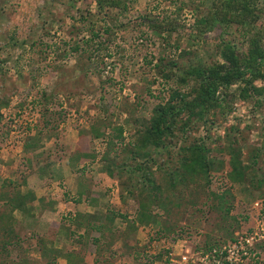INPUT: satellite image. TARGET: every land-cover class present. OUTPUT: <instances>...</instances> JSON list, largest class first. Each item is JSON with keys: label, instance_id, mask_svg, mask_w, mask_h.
<instances>
[{"label": "rangeland", "instance_id": "obj_1", "mask_svg": "<svg viewBox=\"0 0 264 264\" xmlns=\"http://www.w3.org/2000/svg\"><path fill=\"white\" fill-rule=\"evenodd\" d=\"M214 1L128 0L127 11L98 12L94 0H0V108L8 103L1 109L0 190L5 182L20 183L21 171L27 166L23 159L29 156L34 163L28 166L32 170L46 168L44 178L51 179L62 195L68 192L74 203L80 189H88L84 203L87 205L76 212L99 210L105 214L110 208L118 216L113 227L121 233L106 232L101 237L98 232H91L86 235L88 241L100 238L92 243L85 241L86 236L81 238L84 234L77 228L74 235L72 228L60 229L55 246L79 254L83 262L78 264H166L168 260L173 264H218L203 254L206 244L228 241L231 235L237 242L224 244L221 249V253H228L231 264H264V197L248 185L258 174L264 179V94L257 99L259 105L237 101L230 114L216 111L208 123L193 122L188 133L180 134V141L170 145V154L153 155L157 161L152 166L153 172L158 184L164 186L165 177L158 166L166 161L170 168L184 142L204 144L216 170L210 173V182L199 180L190 186L179 185L176 193L167 189L157 194L159 204L148 208L156 215L155 222L139 226L127 238L123 235L127 226L124 217H137L141 199L147 206L152 202L141 195L139 186L135 188V197L129 195L127 188L131 189V185H127V176L120 183L117 170L113 169L115 177L107 173L113 161L132 164L128 151L134 146L129 148L130 144H136L137 131L152 117L155 106L179 87L176 80L166 79L160 74L161 69L155 67L158 63L163 67L167 62L157 61L159 57L172 54L180 65L215 61L219 31L207 35L202 42L193 40L183 29L194 26L201 11H208ZM71 15L91 20L77 23ZM149 19L175 20L178 31L172 39L156 35L147 23ZM91 23L98 32L114 23L117 31L120 29L109 50L100 51L105 63L99 64L101 58L96 57L91 64L87 55L73 52L75 44L83 45L82 40L89 38L86 28ZM233 33L228 39L239 44L236 27ZM177 47L189 54L182 56ZM258 86L263 87L264 82ZM44 94L52 96L51 99L43 98ZM119 126L124 130V140L117 139L120 145L111 150L112 155L104 162L109 139L117 136L114 129ZM94 130L101 136L93 140ZM29 141L36 146L34 154L25 152ZM233 146L241 150V163L248 168L244 183L233 184L228 178L231 172L228 148ZM79 151L96 158L74 161L75 165L69 166L68 157ZM257 153L258 164L254 165L252 158ZM79 164L73 172L72 168ZM66 175L73 178L72 185L76 182L75 193L69 190ZM22 190L26 192L27 187ZM226 190L231 191L227 204L230 214L214 196ZM95 199L99 201L95 205L98 209L89 208L88 204ZM76 212L65 209L55 217L61 223L65 217L73 219ZM39 228L47 231L40 223H31L28 229L40 235ZM134 251L139 257L131 258V263L123 258L125 253ZM29 252L38 259V264H46L41 262L37 251Z\"/></svg>", "mask_w": 264, "mask_h": 264}, {"label": "trees", "instance_id": "obj_2", "mask_svg": "<svg viewBox=\"0 0 264 264\" xmlns=\"http://www.w3.org/2000/svg\"><path fill=\"white\" fill-rule=\"evenodd\" d=\"M75 1L72 0V2ZM94 1L98 12L128 10V0ZM200 6L202 9V4ZM70 17L73 22L77 23H88L91 20L87 16L80 19H76L75 15ZM116 23H119V20ZM147 23H150L149 27L152 31H155L156 35L164 36L167 39H172V35L178 31L175 20L154 22L149 19ZM116 25L114 23L112 26H104L103 32H98L95 30L94 23L89 24L86 28L90 32L89 38L82 40L83 45L75 44L73 52L87 55L86 60L93 64L94 58H101L100 51L107 52L112 42L120 35V29L117 31ZM235 27L240 40L239 44L235 42V39H228L230 35L234 34L233 28ZM183 29L193 40L202 42L206 41L207 35L219 31L220 42L216 46L215 61L212 63L191 62L180 65L178 59L174 58L175 56H172V54L159 57L157 60L161 63L167 61L163 67L159 63L155 67L161 69L159 72L166 79L176 80L179 87L171 93L168 99H162L155 106L152 117L149 121L143 123L140 130L137 131L136 144H130L129 148L132 145L134 146L128 151V154L132 156V164L120 165L113 161L107 171L110 177H115L113 176L115 175L114 170H117L120 173V183H124V176H127V185H131L129 187L132 189L127 188L130 196L135 197V188L139 186L142 190L141 195L152 202L147 206L146 202L141 199L137 217H124L127 226L123 235L126 238L132 232L137 231L139 226L155 222L156 215L153 212L151 213L148 208L152 207L153 204H159L158 195L163 193V190L170 189L176 193L179 185L190 186L199 180L210 182V173L216 170L215 162L209 158L210 150L204 144H187L183 141L184 143L179 148L175 162L171 163L172 166L170 168L166 166V161L158 166L159 171L163 172L165 177L166 185L164 186L158 184L153 172L152 166L157 165L153 155L170 154V145L174 141L178 143L180 141L179 135L188 133L193 122L197 125L208 123V118L216 111L224 115L230 114L237 101L259 105L260 102L257 99L264 94V86H258L259 82H264V0H215L208 11H201V15L196 18L194 26L191 28L183 27ZM122 32L123 30H121ZM104 35L107 37L102 41ZM179 49L177 47L178 51ZM180 51L182 56L189 54L181 49ZM97 52L98 56L96 55ZM64 54L67 55V52ZM98 62L99 64L105 63L103 58ZM51 97L44 94L43 98L51 99ZM7 105L8 103H4L2 108ZM2 108H0V121L3 118ZM114 130L117 136H115L116 139L113 136L112 139H109L108 150L103 156L104 162L112 155L111 150L115 149L116 145H120L117 139L124 140L122 138L123 128L119 126ZM83 135L81 139L84 137ZM98 136H101L100 132L94 130L92 139L94 140ZM34 145V142L29 141L26 144L25 152L28 154L36 153L34 152L36 147ZM124 147H127V145H124ZM228 149L231 153V172L228 178L233 184L244 183L245 171L248 168L241 163V150L234 146ZM258 157V153L253 156L254 165L258 164ZM87 158H96V156H90L88 153L79 151L77 155L71 154L67 159V163L69 166H73L76 163L74 161L87 160ZM23 161L27 163V166L24 167V171H21L20 183L17 181L5 182L0 190V264H38V259L33 258L29 252L30 250L37 251L40 254L41 262L46 264H59L58 259L61 257L67 261V264H78V262H83L79 254H75L73 251L58 250L53 246L57 229L72 228L73 234L71 235H74L75 228H77L82 235L84 234L81 238L91 232H98L103 237L106 232L113 235V232L118 231L117 228L113 227V223L118 216L108 208V213L104 216L76 212L73 219L65 217L61 223H53L51 228L43 235L30 233L29 229L15 217V212L18 211L24 216L32 215L33 203L38 200L35 190L49 186L52 180L44 178L47 175L46 168H40L39 170L30 168L34 163L33 158L28 156ZM49 165H51V162H49ZM80 165L76 169L72 168V171L75 172ZM259 177L258 174L256 178L248 182V185L254 190L260 191V194L264 197V179ZM22 187H27L28 191L24 192ZM82 188L76 199L78 204L83 201L88 193L86 187ZM230 193V190H226L221 195L214 194L218 204L222 207L226 206L225 209L228 214L231 212V208L227 207ZM43 203L46 202L43 201ZM96 204V199L91 202V205ZM104 217L105 221L110 224L105 223V221L102 222ZM118 232L121 233L122 231ZM85 238L86 242L94 241L92 243H97L100 239L96 238L88 241V236ZM229 238L228 241H215L206 244L203 254L209 256V259L220 262L218 264H231L227 260L228 253L226 251L221 253L224 244L237 242L234 235ZM127 243L129 242H125V246H129ZM137 257H139L137 251L130 254L125 253V257L123 256V258H128L130 263L131 258L135 259ZM166 264H173V262L168 260Z\"/></svg>", "mask_w": 264, "mask_h": 264}, {"label": "crops", "instance_id": "obj_3", "mask_svg": "<svg viewBox=\"0 0 264 264\" xmlns=\"http://www.w3.org/2000/svg\"><path fill=\"white\" fill-rule=\"evenodd\" d=\"M66 177H67V179L70 180L68 183L69 190L71 192L75 193V190H78V186H77L76 182L74 181L73 185H72L71 183L73 181V178L70 179V176H68V175H66ZM66 184H67V182H66ZM82 189H80V190H82ZM59 190H60V188L59 187L56 188V186L54 184H50L49 186H45L44 188L40 187V188L36 189L35 192H36V195L38 197V200L33 203L32 215L24 216L20 212L17 211V212H15V214L17 215V213H18L19 216H16V218L21 223H23L27 228H30L31 223H40L41 225H45L44 229H46L48 231L51 228L53 223L58 222V218H56V217H58V215H60L61 211L65 212V209H67V211H75V212L77 210H79V211L82 210V208L85 205L84 203L87 200V196H88L87 194L88 193L85 195L83 201L80 204H78L76 202L74 203L72 200H70L68 198V192L67 193L64 192V194L62 195V193L58 192ZM27 191H28V189H27ZM43 201L46 203L44 204ZM97 202H99V201H97ZM100 204L101 203H99L98 206H100ZM88 206H90L89 208L98 209V207L95 205L88 204ZM84 213L91 214V215L104 216L105 214L108 213V208L106 209L105 214H103L99 210H97L96 212L87 211ZM52 216L54 217V219H50ZM46 220H48L49 223H47ZM48 224L50 225V228H46V226ZM39 229L41 230L40 235H43L47 232V231L42 232V228H39ZM60 232L61 231L59 229H57V234H56L55 239L53 241L54 243H57L58 239L60 238ZM53 246H55V244ZM55 248H57V246H55ZM58 263L59 264H67V261L61 257L58 259Z\"/></svg>", "mask_w": 264, "mask_h": 264}]
</instances>
